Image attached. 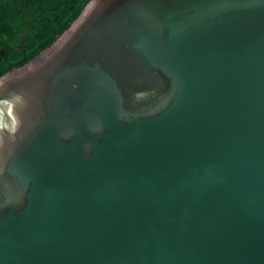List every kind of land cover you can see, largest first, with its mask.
Masks as SVG:
<instances>
[{
  "label": "water",
  "instance_id": "1",
  "mask_svg": "<svg viewBox=\"0 0 264 264\" xmlns=\"http://www.w3.org/2000/svg\"><path fill=\"white\" fill-rule=\"evenodd\" d=\"M0 264H264V0H90L1 75Z\"/></svg>",
  "mask_w": 264,
  "mask_h": 264
},
{
  "label": "trees",
  "instance_id": "2",
  "mask_svg": "<svg viewBox=\"0 0 264 264\" xmlns=\"http://www.w3.org/2000/svg\"><path fill=\"white\" fill-rule=\"evenodd\" d=\"M90 0H0V76L51 46Z\"/></svg>",
  "mask_w": 264,
  "mask_h": 264
}]
</instances>
